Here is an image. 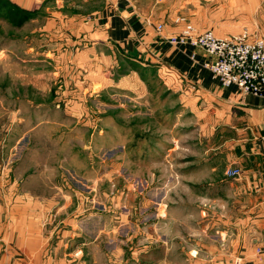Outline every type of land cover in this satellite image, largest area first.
I'll return each mask as SVG.
<instances>
[{
    "label": "rangeland",
    "instance_id": "rangeland-1",
    "mask_svg": "<svg viewBox=\"0 0 264 264\" xmlns=\"http://www.w3.org/2000/svg\"><path fill=\"white\" fill-rule=\"evenodd\" d=\"M38 1L0 0V177L19 170V177L37 173L64 180L67 209L94 206L107 230L104 240L117 249L130 244L126 255L140 244L171 247L185 240L192 220L187 211L173 215L171 205L188 199L191 178L201 182L200 190L209 175L203 166L192 175L184 170L190 155L204 157V131L196 132L197 115L189 110L193 102H181L197 85L187 75L170 73L175 83L168 88L163 55L159 58L143 36L151 34L149 28L169 48L205 51L203 65L210 70L206 62L213 55L193 40L206 33L257 38L264 31V3ZM107 5H135L144 23L133 37L113 35L108 22L117 29L124 25L112 13L103 14ZM227 163L224 173L230 177ZM167 254L160 260V250H153L145 260L191 264Z\"/></svg>",
    "mask_w": 264,
    "mask_h": 264
},
{
    "label": "crops",
    "instance_id": "crops-1",
    "mask_svg": "<svg viewBox=\"0 0 264 264\" xmlns=\"http://www.w3.org/2000/svg\"><path fill=\"white\" fill-rule=\"evenodd\" d=\"M110 6L103 14L112 13L125 29L120 27L123 30L118 32L120 28L109 22L106 26L113 35L133 37L140 22L144 23L135 5ZM147 33L151 34L143 37L148 46L155 48L159 58L163 55L161 71L169 69L165 76L181 73L197 85V91H187L181 102H193L189 110L197 115L196 132L204 131V157L190 155L184 170L192 175L203 166L209 175L200 190L201 182L191 178L188 199L180 197L171 205L173 215L187 211L192 220L184 233L186 239H178L171 247L165 242L140 244L126 255L130 244L115 249L104 240L107 230L99 225L100 212L94 206L67 209L64 180L37 173L19 177V170H14V177H0V264H148L145 257L153 250H160V260L170 251L191 264H264V253L257 252L264 248V95L224 86L204 67L205 51L196 49L195 53L190 46L169 48L152 29ZM174 79H165L168 88L174 86ZM227 161L228 168L240 167L243 174L228 177L224 173ZM81 198L84 201V197L75 199L79 203Z\"/></svg>",
    "mask_w": 264,
    "mask_h": 264
},
{
    "label": "built area",
    "instance_id": "built-area-1",
    "mask_svg": "<svg viewBox=\"0 0 264 264\" xmlns=\"http://www.w3.org/2000/svg\"><path fill=\"white\" fill-rule=\"evenodd\" d=\"M205 37V38H204ZM200 41L213 59L206 62L214 78L224 86L236 85L243 93L264 95V31L255 39H232L206 33ZM230 177H240L241 168H229Z\"/></svg>",
    "mask_w": 264,
    "mask_h": 264
}]
</instances>
